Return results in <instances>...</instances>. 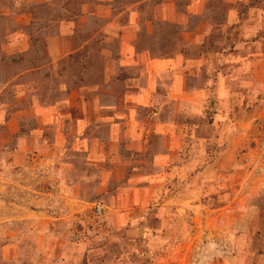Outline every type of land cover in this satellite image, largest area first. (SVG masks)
Wrapping results in <instances>:
<instances>
[{
  "label": "rangeland",
  "instance_id": "obj_1",
  "mask_svg": "<svg viewBox=\"0 0 264 264\" xmlns=\"http://www.w3.org/2000/svg\"><path fill=\"white\" fill-rule=\"evenodd\" d=\"M154 1L0 0V264H264V0H204L183 24L206 25L197 44ZM228 10L245 41L222 28ZM132 11L133 62L119 54ZM199 50L216 70L189 82L220 79L219 126L214 93L171 99L149 64Z\"/></svg>",
  "mask_w": 264,
  "mask_h": 264
},
{
  "label": "crops",
  "instance_id": "obj_2",
  "mask_svg": "<svg viewBox=\"0 0 264 264\" xmlns=\"http://www.w3.org/2000/svg\"><path fill=\"white\" fill-rule=\"evenodd\" d=\"M110 0H100V3H108ZM183 0H156L154 1V12H153V18L154 19H160L162 21H167L169 23H174L177 24V26L182 27L183 24L185 22H188L189 20H196L195 23L201 24L203 22L202 18H201V12L203 11V7H204V0H184V4L182 5ZM236 1L239 0H226L225 2L228 4H235ZM250 0H242L243 4L247 5L248 2ZM140 3V1L137 2H133L131 3V7L138 5ZM98 5V4H97ZM182 5V8H185V11H180L179 10V6ZM122 13L119 12L115 15L114 19H110V15L109 13H106V17H108V21L107 23H113L117 21L118 16H120V14ZM236 12L234 10H228L226 13V17H225V23H227L228 25H225V27L221 26L224 30L225 28L227 29V34H231V41L235 42V36L236 38L240 35L243 38V41L246 40V35H245V28L242 27V25L239 26H233L230 28V24L232 23H237L236 21ZM128 25L123 26V28H121V32L119 35H121V40H122V47L120 50V58L125 60V61H129L132 60V62L135 60V56H137L138 54H135L131 49L130 46L132 41L135 39L136 36V24H137V20H138V15L136 14V12L132 11L129 14L128 17ZM195 28H192L191 30H188L186 28H184V26L182 27L183 29L181 30V33H183V36L186 40H188L190 37H193L192 41H189V44H197V42H202L200 41L199 38H204L205 37V29H206V25H202V27H198V26H194ZM222 29V30H223ZM148 30V29H147ZM211 30V29H210ZM149 32V31H148ZM230 32V33H229ZM203 33V34H201ZM228 40V39H227ZM57 39H51L50 40V52L52 55H56V53H60L61 52V48L60 46H58V44L56 43ZM188 45V43H185ZM189 46V45H188ZM234 47V46H233ZM185 50V49H184ZM212 53V55H211ZM173 54V55H172ZM170 56H164L163 58H160L159 60H154L149 62V64L151 66H153L154 71L156 72H166V91H167V96L171 99H176L178 100H182L185 102H189L191 103V101H196L197 103H199L201 101V98H203V96H205L207 93H214L216 95V103H218V111H215V119H213L215 125L219 126L221 125V118H223L222 116L228 115L230 113V111L232 109L230 108H225L224 107V102L227 101V95H228V91L225 90V88L223 87V85L221 84L222 82L220 81V79L218 78L215 81V84L212 89H210L208 86L212 84V81L207 80V82L205 84L202 85H198V84H191L189 82V75H194L199 72L202 73V71H205L206 73H210L212 74L215 70V55L213 54V51H201L199 50V52L197 53L196 56L192 57V58H188L185 55L183 56V54L181 53H172ZM210 55L213 57V60H207L204 61V59H207L208 57H210ZM140 58H144V54L138 55ZM130 57V58H129ZM56 59V58H55ZM185 63V64H184ZM155 66V67H154ZM190 85H194V87H191ZM145 88H153V84L149 81H147V87H144L142 89ZM152 96V94H151ZM205 140V139H204ZM224 152H228V156H226L227 158V163H231L232 159L234 156V152L232 151L231 147H228L227 149H223V154ZM222 155V154H221ZM220 155V156H221ZM196 158V157H195ZM198 158V157H197ZM262 173L263 175L261 177H257L255 178V188L257 186V188L262 187L264 188V162L262 164ZM196 182V181H194ZM193 193H201L200 190H198L196 188L190 189L189 192ZM253 192V191H252ZM191 206H197V204H193ZM217 210H219V212L221 211L227 218V220L229 219L230 215L235 214L236 211L234 209V206L232 205V202L230 201L229 203H227L224 206H221L219 208H216ZM214 210V209H213ZM258 211V208H256V206L250 205L248 203H246V206H244L243 208V212H245L244 214H248V215H253ZM220 214V213H218ZM244 229V228H243ZM232 238H227L225 240V245H229L231 242ZM229 244H228V242ZM234 240V239H233ZM211 242H209L208 244H210ZM215 243L213 242V245ZM212 256V255H211ZM208 256L206 258H211V263L214 264L216 260H218V258L215 259V257H211ZM214 256V255H213ZM225 257H227L228 259H234V256L230 255H226ZM205 259V257H203V260Z\"/></svg>",
  "mask_w": 264,
  "mask_h": 264
}]
</instances>
